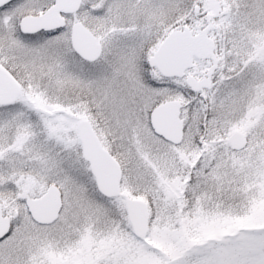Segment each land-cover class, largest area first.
Masks as SVG:
<instances>
[{"label":"snow or ice","instance_id":"6c2138e0","mask_svg":"<svg viewBox=\"0 0 264 264\" xmlns=\"http://www.w3.org/2000/svg\"><path fill=\"white\" fill-rule=\"evenodd\" d=\"M0 264H264V0H0Z\"/></svg>","mask_w":264,"mask_h":264}]
</instances>
